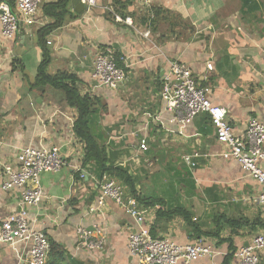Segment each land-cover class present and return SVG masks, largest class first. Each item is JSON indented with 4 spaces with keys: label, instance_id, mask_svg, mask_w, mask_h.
I'll use <instances>...</instances> for the list:
<instances>
[{
    "label": "crops",
    "instance_id": "1",
    "mask_svg": "<svg viewBox=\"0 0 264 264\" xmlns=\"http://www.w3.org/2000/svg\"><path fill=\"white\" fill-rule=\"evenodd\" d=\"M99 1V6L82 13H77L70 2L73 17L47 37L52 41L47 43L51 51L49 72L75 74L82 93L101 97L108 104L96 127L107 135V164L128 168L137 178L136 189L143 198L161 197L168 206L184 205L200 225L209 226L208 230L220 227L221 237L232 239L236 248L249 244L264 232V213L255 200L249 199L262 186L247 177L236 160L221 156L225 146L217 140L208 114L198 115L183 133L172 131L176 127L159 122L157 116L164 108L160 94L163 75L173 61L179 60L190 66L204 85L212 87V101L228 110L237 134L245 133L251 117L264 120V0ZM115 14L131 17L134 25L117 21ZM40 15L50 22L42 10ZM151 15L156 16L154 23ZM151 20V36L147 38L141 33ZM38 29L23 26L14 39H8L2 36L0 24V221L17 209L20 198L18 190L2 189L4 164L15 162L25 146L58 145L66 163L58 172L42 173L44 196L38 206L30 208L51 245L58 247L51 251L47 264H138L127 245L128 233L140 228L136 219L110 198L104 207L90 212L100 195L99 180L90 164L83 166L84 141L75 129L72 134L77 110L66 102L63 90L33 86L43 60ZM103 48H113L125 56L127 78L117 90L99 87L93 78L94 59ZM209 62L213 70L207 68ZM143 135L148 136L146 152L139 151ZM195 152L199 156L191 168L184 156ZM155 166L179 177L182 168L189 170L196 191H186L187 199L175 186L169 192L162 190V194L153 187L148 194L147 177ZM177 181L180 183L181 178ZM153 182L160 185L165 180ZM199 197L203 205L197 202ZM150 202L141 205L156 216L153 236L170 233L177 242L193 241L182 216L159 217L156 211L160 205ZM212 209L222 212L223 221L214 219L217 215L215 211L211 214ZM225 216L250 222L232 227L224 221ZM80 225L95 234L100 228L104 248H86L76 231ZM203 237L218 241V236ZM218 246L228 253L227 244ZM18 247L23 252L24 244ZM58 252L63 259L57 258ZM223 258H218L219 264H224ZM211 263L210 258H201L193 264ZM0 264L25 263L12 247L2 244Z\"/></svg>",
    "mask_w": 264,
    "mask_h": 264
},
{
    "label": "built area",
    "instance_id": "2",
    "mask_svg": "<svg viewBox=\"0 0 264 264\" xmlns=\"http://www.w3.org/2000/svg\"><path fill=\"white\" fill-rule=\"evenodd\" d=\"M46 0H0V24L2 36L14 39L22 27L46 24L40 15ZM87 10L97 7L99 0H82ZM153 17V15H151ZM154 18V17H153ZM152 18V19H153ZM115 19L134 25L131 17L122 18L115 14ZM151 21L141 33L144 37L151 36ZM48 40L47 43L51 44ZM125 56L113 48H103L96 53L93 64V78L99 87L111 90L119 89L126 81L127 74ZM119 63H122L120 65ZM213 63L207 68L213 70ZM212 87L204 85L194 71L186 63L175 60L163 75L161 97L164 108L157 116L159 122L174 125V132H186L196 117L208 114L214 127L217 140L225 146L221 153L223 158L236 160L244 174L262 186L256 195L249 196L260 206L264 213V120L251 117L243 134H237L229 119L228 110L212 101ZM167 113H170L167 117ZM75 122L71 123L74 134ZM76 136V135H74ZM149 149L148 136L143 135L139 142V151ZM199 153L184 156V161L191 168L196 165L194 158ZM65 159L58 145L46 147L25 146L20 148L15 162L3 166L4 180L2 189L18 190L20 198L17 209L7 218L0 221V246L12 247L25 264H47L52 245L47 234L37 225V219L30 213V208L38 206L44 196L41 175L44 172H58L65 165ZM84 177L85 174L81 173ZM100 195L90 212L104 207L106 199H112L124 211L134 217L140 224L137 230L128 233V249L138 264H193L201 258H210L211 264H219L218 258L225 256L218 242L201 237L195 241L180 243L170 236L155 237L151 228L156 216L142 208L139 200L128 194L126 187L116 178L105 175L98 181ZM82 244L89 249H103L105 236L99 228L95 234L86 226L76 229ZM19 244H24L23 252ZM264 255V232L258 233L252 241L240 246L235 252L237 264H261Z\"/></svg>",
    "mask_w": 264,
    "mask_h": 264
},
{
    "label": "trees",
    "instance_id": "3",
    "mask_svg": "<svg viewBox=\"0 0 264 264\" xmlns=\"http://www.w3.org/2000/svg\"><path fill=\"white\" fill-rule=\"evenodd\" d=\"M246 1V3H248L250 0ZM70 2L71 0H58L56 2H45L43 4L42 13L48 17L50 22L38 29V42L42 48L43 60L38 67V73L33 86L40 88L43 87L42 89L50 86L63 90L66 102L77 110L78 115L75 123V131L77 136H79L85 143L83 166L90 164V170L95 173L99 181L102 180L105 175L116 178L127 188L129 194L137 198L140 203L143 202L146 204V202L151 201L150 205L152 206L160 205L156 211L159 217L171 219L175 216H182L191 229V238L193 241L203 237V235L213 237L218 236V244L221 245L225 243L228 248V253L223 258L225 259L224 264H231V262L236 261L234 252L238 248H236L234 242L229 237H221L220 227L217 230L204 231L193 219V215L190 210H188L184 205L179 204L168 206L166 201L161 197L154 198L151 196L149 199H145L146 197L143 198L141 193L136 189L138 180L129 174L128 168L123 166L113 167L112 165L107 164L109 161L108 148L105 145L107 135L103 131H98L96 127L99 126L97 123L99 115L102 114L101 112L103 110H108V104L103 101L101 97L93 96L89 93H82V91L78 88L77 82L79 80L75 74L64 70H59L55 74H52L48 70L49 64L51 63V51L47 44V37L52 31L62 27L73 17ZM155 19L156 16H154L153 23L155 22ZM119 64L122 65V63ZM161 88L160 93L162 90ZM216 221L219 222L218 218ZM224 221L229 223L232 227L240 225L241 222H250L247 218L237 219L226 216L224 217ZM56 248L58 247L54 244L51 251L54 252ZM57 258H64L62 252H58Z\"/></svg>",
    "mask_w": 264,
    "mask_h": 264
},
{
    "label": "rangeland",
    "instance_id": "4",
    "mask_svg": "<svg viewBox=\"0 0 264 264\" xmlns=\"http://www.w3.org/2000/svg\"><path fill=\"white\" fill-rule=\"evenodd\" d=\"M181 172H182V175H181V177H179L177 175H174V172H172L171 170H167L165 168H161V167H157V166H155L153 169L151 168L150 172L148 173V177H147V182H148L149 187L145 186L146 192H148V194H151L153 187H154V188H156L155 190H158L157 193L162 194V190L169 192V191L174 190V186H175L180 191V193L184 197V199H187L186 191H188L189 193H194L197 189V184L194 181L193 174H190L189 170L182 168ZM180 178H181L180 183H177L178 182L177 180L178 179L180 180ZM155 179L156 180L160 179L161 181L165 180V183L158 185L157 183L153 182ZM171 193H172L171 197H174V193L173 192H171ZM200 199L202 200V198L199 197L197 199V202L200 205H203L204 202H202ZM181 204H184V203H181ZM169 205H173V204L170 203ZM214 211H215V216L218 215L214 219L218 218L219 222L223 221L222 212L218 211L216 209H212L211 214ZM190 212L192 213L191 210H190ZM194 220L196 221L197 218H195ZM211 223H212V221H211ZM198 224L204 231L209 229V226H206V224H204V226L200 225V223H198ZM165 235L170 236V233H167Z\"/></svg>",
    "mask_w": 264,
    "mask_h": 264
},
{
    "label": "water",
    "instance_id": "5",
    "mask_svg": "<svg viewBox=\"0 0 264 264\" xmlns=\"http://www.w3.org/2000/svg\"><path fill=\"white\" fill-rule=\"evenodd\" d=\"M71 5L74 6L77 13H82L86 9L82 0H71Z\"/></svg>",
    "mask_w": 264,
    "mask_h": 264
}]
</instances>
